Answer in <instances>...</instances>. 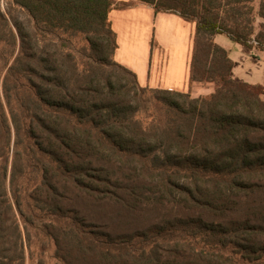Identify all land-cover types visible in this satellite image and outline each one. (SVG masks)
I'll return each mask as SVG.
<instances>
[{
  "label": "trees",
  "instance_id": "trees-1",
  "mask_svg": "<svg viewBox=\"0 0 264 264\" xmlns=\"http://www.w3.org/2000/svg\"><path fill=\"white\" fill-rule=\"evenodd\" d=\"M137 1L195 23L189 79L212 93L141 86L115 60L113 0L0 10L13 45L0 55V264L25 261L16 184L29 152L48 158L27 197L65 264H264V88L235 81L214 41L264 52V0ZM76 35L87 46L71 47Z\"/></svg>",
  "mask_w": 264,
  "mask_h": 264
},
{
  "label": "crops",
  "instance_id": "crops-1",
  "mask_svg": "<svg viewBox=\"0 0 264 264\" xmlns=\"http://www.w3.org/2000/svg\"><path fill=\"white\" fill-rule=\"evenodd\" d=\"M113 2L109 21L117 37L115 60L134 71L141 86L190 91L193 97L212 92L210 83L189 79L194 22L170 12L155 13L152 6L137 0ZM214 41L233 60L235 81L264 86V66L249 62L245 47L225 34H217Z\"/></svg>",
  "mask_w": 264,
  "mask_h": 264
},
{
  "label": "rangeland",
  "instance_id": "rangeland-1",
  "mask_svg": "<svg viewBox=\"0 0 264 264\" xmlns=\"http://www.w3.org/2000/svg\"><path fill=\"white\" fill-rule=\"evenodd\" d=\"M7 2L8 0H0V10L4 12L7 17H9L10 16L8 13L9 5ZM253 4L255 8H257V1L254 2ZM7 13L9 16L7 15ZM12 13L19 20H21L25 24L27 23V16L25 14L21 13L18 10H14L12 11ZM10 18H8L9 21ZM262 24L264 25V19L256 17L254 21V26L258 29L259 27H261ZM9 38L10 37L7 31L5 29L0 28V39L9 40ZM152 43L154 44V41ZM82 46H87L84 36L76 35L71 39V47L80 49ZM12 48H13L12 44L8 46L0 42L1 58H3V54H7L8 52H10V50H13ZM243 50H244L243 52L247 54L249 62L260 64L261 67L264 66V52L257 49L248 50L245 48ZM244 67H248L247 64L244 65ZM199 83L205 85L207 83H210V86L213 87L212 92L215 90L216 84L214 82H199ZM255 85H259V84H255ZM260 86L264 88V86L262 85ZM262 98L264 99V94L262 95ZM18 150H23L22 145L18 147ZM29 153L30 154L27 158L24 157L26 161V174L20 177L16 184L17 194L20 196V202H22V209L25 212L24 216L19 214L18 211H16L15 214V217H17L16 220H18L19 222V226L22 233V244L25 252L24 264H65L56 255L55 243L43 228V225L47 223L50 218L46 217L44 212H40L38 209H35L34 207H30V203L27 197V193L31 192L32 189L35 187V185L41 183L42 176L40 175V170L38 169V167L41 166V162L48 163V158L44 155L38 156L37 153L35 155H33L32 152ZM10 160H11V156H10ZM2 166L3 164H0V178H2L1 176ZM9 172H10V165L8 166V174ZM5 183H7L8 186V179H6ZM8 195L10 196L9 190H8ZM31 204H33L32 201ZM80 206L84 210H86L87 214L92 213L94 210V206L93 207L91 206L90 199H87V203L82 200V205Z\"/></svg>",
  "mask_w": 264,
  "mask_h": 264
}]
</instances>
